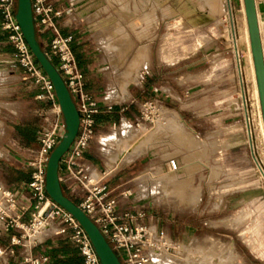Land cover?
<instances>
[{
  "label": "rangeland",
  "instance_id": "rangeland-1",
  "mask_svg": "<svg viewBox=\"0 0 264 264\" xmlns=\"http://www.w3.org/2000/svg\"><path fill=\"white\" fill-rule=\"evenodd\" d=\"M226 1L139 0L141 67L153 70L151 76L160 88L158 100L152 108L145 107V101L133 106L138 118L130 123L134 129L145 126L142 135L121 145L118 140L109 143L108 138L126 122L107 123L98 126L90 149L100 164L93 180L105 177L112 188L125 184L148 211L164 218L160 228L171 235L175 246L170 253L160 251L166 257L158 263L264 264V121L253 56V73L247 61L244 0H230L234 33ZM257 8L264 48V0H258ZM107 46L114 51L126 47ZM216 57L224 72L222 85L217 90L193 91L196 97L190 99L188 81L211 82L215 72L210 66ZM131 64L119 68V89L108 93L116 105H125L128 84L141 79L139 68ZM226 70L231 75L226 76ZM130 89L138 93L136 87ZM132 148L142 154L130 162L117 160L119 152ZM172 159L178 162L175 171L169 167ZM170 175L177 177L173 188L167 186ZM185 181L191 193L200 194L189 197L183 191Z\"/></svg>",
  "mask_w": 264,
  "mask_h": 264
},
{
  "label": "built area",
  "instance_id": "built-area-1",
  "mask_svg": "<svg viewBox=\"0 0 264 264\" xmlns=\"http://www.w3.org/2000/svg\"><path fill=\"white\" fill-rule=\"evenodd\" d=\"M60 0H32L37 34L51 32L49 58L55 62L76 103L80 114L77 137L60 162V182L63 190L97 224L123 264H154L157 253H170L175 243L171 236L149 221L148 208L140 204L131 188L121 184L115 188L105 177L93 180L96 168L86 153L91 149L98 128L97 116L102 104L86 87L85 75L72 48V36L61 33L57 19L72 17L74 5L65 10L55 8ZM17 0H0L1 27L15 49V59L23 69L21 80L31 82L43 92L36 99L47 103L41 113L39 147L33 152L31 181L22 191H11L0 185V264L16 256V247L27 243L37 245L48 236L49 228L57 226L55 235H65L74 241L84 257V264H101L86 231L74 216L57 204L46 191L47 163L52 151L65 133L63 113L54 86L32 54L16 20ZM154 102L144 104L152 108ZM114 103L105 104L111 112ZM172 171L178 162L170 160ZM22 264H50L45 254L24 258Z\"/></svg>",
  "mask_w": 264,
  "mask_h": 264
},
{
  "label": "crops",
  "instance_id": "crops-1",
  "mask_svg": "<svg viewBox=\"0 0 264 264\" xmlns=\"http://www.w3.org/2000/svg\"><path fill=\"white\" fill-rule=\"evenodd\" d=\"M71 3L74 14L58 18L57 25L63 35L72 36V48L84 72L86 87L102 104L103 111H106L105 104L114 101L108 93L119 89L116 78L119 68L129 62H132L133 68H139L141 79L139 83L128 84L130 97L123 102L125 105L114 102L112 111L115 110V118L97 120L98 126L123 122L131 124L138 118V113L133 111L134 104L139 106L142 101H157L160 90L151 76L153 70L141 67L142 3L139 0H60L55 8L65 10ZM2 21L0 13V185L11 191H22L31 181L33 167L30 161L40 145V115L47 108V103L36 99L43 92L38 86L21 80L23 69L15 59V49L1 27ZM51 35V32L40 35L45 51L49 48ZM116 43L126 47L114 51L107 46ZM213 63L210 67L215 75L211 82L188 81L186 91L191 94L188 95L190 99L196 97L192 95L193 91L217 90L222 85L224 72L221 61L216 57ZM125 73L128 74L129 70ZM226 74L229 76L231 72L226 70ZM131 86L138 89L137 94L129 90ZM86 155L98 171L100 164L92 151L89 150ZM148 212L149 221L160 228L164 218ZM37 254L49 256L50 264H84L78 245L65 235L52 232L37 245L27 243L24 247H16V256L5 258L3 264H22L25 257ZM166 263L156 261V264Z\"/></svg>",
  "mask_w": 264,
  "mask_h": 264
},
{
  "label": "water",
  "instance_id": "water-1",
  "mask_svg": "<svg viewBox=\"0 0 264 264\" xmlns=\"http://www.w3.org/2000/svg\"><path fill=\"white\" fill-rule=\"evenodd\" d=\"M251 41L262 116L264 121V48L256 0H244ZM16 20L37 62L51 80L60 104L65 133L52 151L46 171V191L61 207L71 213L89 236L101 264H123L105 235L85 211L63 190L60 182V162L78 135L80 114L76 103L55 63L49 58L38 41L34 24L32 0H17Z\"/></svg>",
  "mask_w": 264,
  "mask_h": 264
},
{
  "label": "bare ground",
  "instance_id": "bare-ground-1",
  "mask_svg": "<svg viewBox=\"0 0 264 264\" xmlns=\"http://www.w3.org/2000/svg\"><path fill=\"white\" fill-rule=\"evenodd\" d=\"M257 3V2H256ZM226 4H227V11H228V15H229V21H230V27H231V31L234 33L235 32V29H234V17H233V10H232V5H231V1L230 0H227L226 1ZM244 5H245V3H244ZM244 17H245V19H246V22H247V25H248V21H247V17H246V12H245V6H244ZM258 17H260V16H258ZM259 23H260V19H259ZM264 25V24H263ZM261 28V27H260ZM264 27H262V29H263ZM244 37H245V35H244ZM234 38V37H233ZM246 42H247V51H248V58H247V61H248V63L250 64V66H251V72L253 73V65H252V51H251V41H250V34H249V28L247 29V36H246ZM235 50H236V56H237V62H238V66H239V74H241V72H242V64H241V59H240V53H239V50H238V47H237V45H236V41H235ZM144 64H145V62H144ZM248 69V68H247ZM249 72V71H248ZM255 74H256V72H255ZM253 75V74H252ZM235 91V90H234ZM115 94V93H114ZM117 95V94H116ZM118 96V95H117ZM120 97H121V95H119ZM122 97H125V96H122ZM127 97V96H126ZM233 98V97H232ZM123 99V101L126 99V98H122ZM113 101V100H112ZM244 101H245V99H244ZM237 106V105H236ZM247 112H248V110H247V107H246V105H245V114H246V116H247ZM172 120H174V118H176L175 117V115L174 114H172V115H170L169 116ZM174 122V121H173ZM176 125V124H175ZM143 127H145V126H143ZM142 127V128H143ZM134 129V127L131 125V124H129V123H125L122 127H119L118 129H117V131H116V133L113 135V136H110L109 138H108V142L109 143H112L113 142V140L115 141V140H118V145H121V141L123 142L124 140L126 141V140H131V139H133L134 137L136 138V136H138V135H142L143 134V132H142V130L143 129ZM176 128V127H175ZM115 131V130H114ZM181 131V130H180ZM252 135V134H251ZM179 136V135H178ZM262 136H263V139H264V126H263V130H262ZM179 138V141H180V137H178ZM251 138H252V136H251ZM184 139V138H183ZM182 140V139H181ZM186 141L185 142H187V139H185ZM111 141V142H110ZM264 141V140H263ZM181 142H184V141H181ZM252 142V141H251ZM251 144V143H250ZM124 145V144H123ZM119 149H123L121 146H120V148ZM135 148H132L130 151H123L122 153H120L119 152V154L118 153H115L116 155H117V160H119V161H122V162H130V161H132L134 158H136L139 154H142V152H140L139 150L140 149H136V150H134ZM107 152L111 155V153H112V150L109 148L108 150H107ZM118 161V162H119ZM110 171V170H109ZM264 172V171H263ZM110 174V173H109ZM264 174V173H263ZM95 176H97V175H95ZM169 179H170V182L172 181H175L176 179H177V177H176V175H170V177H169ZM140 182H142V181H140ZM168 183V188L170 187V188H173V187H175L176 186V183L175 182H173V183ZM189 181H185V182H183L182 183V187H183V191H185V193L187 194V195H189V197H192V196H195V195H197V194H200L199 192H195L194 193V191H193V193H191L189 190H188V186H189ZM140 186H141V188H146V186H145V184H143V183H141L140 184ZM191 186V185H190ZM158 187V186H157ZM194 190L195 188H191V190ZM202 189V188H201ZM144 190V189H143ZM164 192V191H163ZM170 193H171V191H170ZM164 194V193H163ZM200 196V195H199ZM198 196V197H199ZM164 197V196H163ZM166 197V196H165ZM168 197V196H167ZM175 198V197H174ZM173 198V199H174ZM193 198V197H192ZM196 199L195 200H198L197 199V196L195 197ZM177 199V198H176ZM176 201V200H175ZM193 202H194V200H193ZM196 202V201H195ZM194 205V204H193ZM59 230V228L57 227V226H51L50 228H49V232H52V233H56L57 231ZM165 251V250H164ZM167 252V251H166ZM167 253H169V252H167ZM164 257H166V255L165 254H162V253H157L156 255H155V257H154V264H156V261H157V263H158V259H160V258H164Z\"/></svg>",
  "mask_w": 264,
  "mask_h": 264
},
{
  "label": "trees",
  "instance_id": "trees-1",
  "mask_svg": "<svg viewBox=\"0 0 264 264\" xmlns=\"http://www.w3.org/2000/svg\"><path fill=\"white\" fill-rule=\"evenodd\" d=\"M37 37H38V41L40 42L41 46H42V43H41V39H40V35L37 34ZM43 48V46H42ZM44 49V48H43ZM55 63V62H54ZM115 118V110L114 111H111V112H108V111H102L100 114H99V117L97 116V120L98 121H110L112 119ZM68 196V194H66Z\"/></svg>",
  "mask_w": 264,
  "mask_h": 264
}]
</instances>
